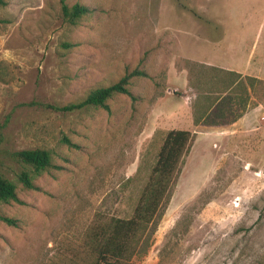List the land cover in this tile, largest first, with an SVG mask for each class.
I'll return each mask as SVG.
<instances>
[{"label": "rangeland", "instance_id": "1", "mask_svg": "<svg viewBox=\"0 0 264 264\" xmlns=\"http://www.w3.org/2000/svg\"><path fill=\"white\" fill-rule=\"evenodd\" d=\"M1 2L0 174L20 203L0 202L15 221H0V264H89L87 230L130 217L165 133L177 129L192 142L138 264H264V0ZM61 3L88 12L71 25ZM206 66L262 81L245 110L231 106L242 113L231 124H192L193 105L204 108L203 93L219 87ZM135 70L143 76L128 79L130 95H113L106 110L45 107ZM31 149L53 165L31 174L36 190L21 187L26 169L10 156Z\"/></svg>", "mask_w": 264, "mask_h": 264}, {"label": "trees", "instance_id": "2", "mask_svg": "<svg viewBox=\"0 0 264 264\" xmlns=\"http://www.w3.org/2000/svg\"><path fill=\"white\" fill-rule=\"evenodd\" d=\"M0 5H2L1 0ZM60 12L62 19L73 25L88 11L79 4L67 7L61 3ZM136 76H143V73L136 70L127 73L114 84L91 90L77 103L61 107L48 105L45 107L59 112H73L87 107L106 110L105 103L113 95H130L126 89L127 81ZM204 78L210 83L218 82L219 87L203 93L204 108L197 109L195 104L193 105L191 116L194 126L217 127L235 122L242 113L232 114L231 106L236 104L242 111L245 110L249 101L248 91H253L255 83H262L255 77H241L234 71L213 66H206ZM196 99H198L197 95ZM193 135L186 130L167 131L130 217L109 218L95 222L89 227L83 240V246L92 259L89 264H138L147 253L154 241V234L162 215V205L169 197L183 158L189 151ZM61 142L73 147V144L64 137ZM10 156L26 169L17 175V181L26 190L37 189L33 184L32 175L37 176L53 168L46 150H20L11 153ZM0 202L20 203L16 197L15 185L2 174H0ZM0 221L8 226H15L13 219L2 215Z\"/></svg>", "mask_w": 264, "mask_h": 264}, {"label": "crops", "instance_id": "3", "mask_svg": "<svg viewBox=\"0 0 264 264\" xmlns=\"http://www.w3.org/2000/svg\"><path fill=\"white\" fill-rule=\"evenodd\" d=\"M221 69H224V70H229V71H234L233 69H230V68H221ZM234 72H236V73L240 74V72H238V71H234ZM240 75H241V77H243V76H242V74H240Z\"/></svg>", "mask_w": 264, "mask_h": 264}]
</instances>
